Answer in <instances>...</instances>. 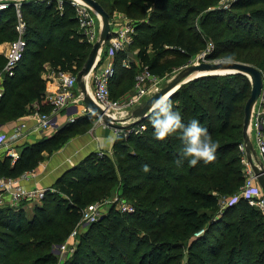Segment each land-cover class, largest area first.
<instances>
[{
    "label": "trees",
    "instance_id": "16d2710c",
    "mask_svg": "<svg viewBox=\"0 0 264 264\" xmlns=\"http://www.w3.org/2000/svg\"><path fill=\"white\" fill-rule=\"evenodd\" d=\"M96 1L111 16L119 11L137 22L129 49H137L136 60L153 75L160 77L189 62L209 43V61L231 57L264 71V0H234L216 9L220 0ZM21 11L27 47L15 75L4 81L0 125L30 114L36 102L49 113L45 66L78 75L92 49L70 0L23 1ZM16 25L10 3L0 10L1 38L16 40ZM126 57L123 51L114 58L113 99V86L124 94L140 71L134 62L130 69L122 67ZM4 64L0 60V70ZM250 93L251 83L243 74L207 75L182 85L170 98L185 124L197 119L208 129L217 144L211 163L190 166L181 155L179 133L157 140L147 117L141 122L146 125L142 134L115 141V161L91 153L66 170L31 218L23 207H1L0 264H58L53 249L70 236L82 210L119 191L133 213L110 208L89 226L63 264H264V216L243 198L221 205L222 197L239 194L245 184L243 125L238 119ZM93 118L88 112L49 138L19 143L14 163L0 158V176L18 178L36 170L45 153L60 149ZM178 159L183 160L179 166Z\"/></svg>",
    "mask_w": 264,
    "mask_h": 264
},
{
    "label": "built area",
    "instance_id": "2783aa9c",
    "mask_svg": "<svg viewBox=\"0 0 264 264\" xmlns=\"http://www.w3.org/2000/svg\"><path fill=\"white\" fill-rule=\"evenodd\" d=\"M71 5L75 9L76 18L79 23V28L86 37L87 41L93 46L99 39L96 34L95 19L101 20L99 15L86 3L81 0H70ZM15 7L17 17V39L10 42L6 52V61L3 68L0 70V99L4 95V81L6 78L15 75L20 61L23 59L27 42L25 40L26 22L23 18L21 7L22 1L16 0L11 3ZM10 2L1 3L0 10L7 9ZM62 3H60V8ZM112 38L102 48L97 64L90 75L86 78L87 90L93 101L101 107L106 113H109L116 120H120L123 124H128V113L134 106L139 105L145 98H149L159 91L158 84L160 82L159 76L153 75L148 67H141L137 60L124 58L121 66L130 69L134 62L140 67V71L135 77L134 88L136 94L125 99H113L111 96L110 82L116 73L115 55L118 52H123L132 44L134 27L124 26L118 30H111ZM103 53L105 61H102ZM200 58V57H199ZM44 76V75H43ZM53 78L57 82L54 92L46 94V102L51 106L49 113L42 112L40 105L34 103L35 111L21 117L8 124L0 125V148L8 146V144L24 143L34 139L39 134L44 133L49 129L57 126V115L61 110L67 113L77 115V108L82 105L87 112L90 110L85 107L83 98L80 93H76L77 75L70 72H54L51 71L47 76H44L46 82ZM91 80V84L89 81ZM98 121L105 125L101 117H97ZM72 120V119H71ZM33 121V125L29 122ZM146 125L139 123L135 126L129 127L125 130H115L120 137L128 138L131 135H139L144 132ZM249 135L256 151L257 159L263 163L264 166V81L263 88L259 99L255 103L249 127ZM240 151L244 154L243 164L246 166L244 173L246 176L245 184L240 193L230 198L231 200L222 202L221 205L225 208L238 199L243 198L247 201L249 206L256 208L264 216V191L257 182L251 165L249 164L244 144L240 146ZM7 155L11 156L14 161L18 159V155L14 148H9ZM35 176V171L26 172L18 178H8L0 176V208L8 206L13 210H18L23 201L33 203L41 201L45 193L51 188L41 189L37 187L26 188L22 185V181L30 180ZM53 191V190H52ZM107 201L99 202L98 204H90L82 210L80 222L71 232L67 241L63 244L55 246L59 253H63L67 245L74 243L75 237L78 235V230L81 227H89L96 223L105 214V209H99L100 206L105 205ZM126 212H132V208H123ZM56 254V251L54 252ZM57 255V254H56Z\"/></svg>",
    "mask_w": 264,
    "mask_h": 264
},
{
    "label": "water",
    "instance_id": "95a60500",
    "mask_svg": "<svg viewBox=\"0 0 264 264\" xmlns=\"http://www.w3.org/2000/svg\"><path fill=\"white\" fill-rule=\"evenodd\" d=\"M16 1V0H13ZM11 1V3H13ZM24 1V0H21ZM90 6L101 18L102 27L99 39L94 43L90 54L77 75V84L80 89V93L83 98L85 107L90 110L95 117H101L103 123L110 129L125 130L129 127L135 126L148 117L149 109L152 102L158 99L160 96L167 93H171L170 98L181 88L182 85L207 75H221V74H243L250 78L251 93L245 104L244 108V123H243V138L246 157L251 165L257 182L264 191V166L263 163L257 159L256 151L249 135V127L252 116V110L260 97L263 88V75L257 68L240 62L226 63L225 61H209L205 55L204 59L199 60L198 63L192 64L184 68L180 73L172 79L164 88L148 98L144 104L138 106L132 113V117L135 121L123 124L120 120H116L109 113H106L101 107H99L93 99L90 97L86 78L90 75L95 68L99 54L109 40L112 38L111 31V15L101 6L96 0H81ZM201 59V57H200Z\"/></svg>",
    "mask_w": 264,
    "mask_h": 264
},
{
    "label": "rangeland",
    "instance_id": "374dc122",
    "mask_svg": "<svg viewBox=\"0 0 264 264\" xmlns=\"http://www.w3.org/2000/svg\"><path fill=\"white\" fill-rule=\"evenodd\" d=\"M13 0H0V4L1 3H8ZM24 1H30V0H24ZM32 1V0H31ZM34 1V0H33ZM56 1H62V0H56ZM231 1H234V0H220V2L218 3V6H215L213 7V9H216V8H220V6L226 8V4H229V2ZM23 2V1H22ZM212 9V8H211ZM199 16H197L195 18L196 20V24H198V20H199ZM8 19V17L6 18ZM5 19V20H6ZM110 23H111V30H118L120 29V27H123L128 25V26H133L134 29H135V26H136V21H134L133 19H131L130 17L126 16L125 13H122V12H119V11H115L113 12L112 16H111V20H110ZM95 27H96V34H97V38H99L100 36V32H101V27H102V22L100 19L96 18L95 19ZM135 33V31H134ZM135 35V34H134ZM134 35L132 36L133 37V42H134ZM10 42H12V38L10 39H6V38H1L0 36V60H5L6 61V52L8 50V46L10 44ZM132 42V43H133ZM130 45L126 48V53H127V57L126 58H129L131 60H136V53H137V49L136 48H132V49H129ZM212 49V45L209 43L207 45L206 48H204L202 50V52L194 57L191 58V60H189V62H182L180 63L178 66H176L175 68H173L170 72L162 75L159 77V84H158V87H159V90H161L162 88H164L170 81H172V79H174V77H176L180 71H182L184 68H186L187 66L189 65H192V64H195V63H198L199 60H202L204 59L205 55L207 53L210 52V50ZM102 55V53L100 54V56ZM105 55L103 53V56H102V61H105ZM201 57V59L199 58ZM216 61H226V59H219V60H216ZM179 63V62H178ZM44 72H43V75L44 76H47L48 73L50 72V68L49 66H45L44 68ZM262 75H263V81H264V71L262 72ZM224 75H231V74H221L220 76H224ZM247 77V76H246ZM248 80L250 81V78L247 77ZM89 84H91V80L89 81ZM116 85V83L114 84ZM76 93L78 95H80V89L79 87H77V90H76ZM136 94V90L134 88V86H130L126 89V91L123 93L120 92V89L119 88H116V86H113V95H114V98L115 99H125V98H128L130 96H133ZM150 98V97H149ZM148 98H145L143 100V102H141L139 105H136L134 106L132 109H130L129 113H128V122H133L135 121V119L132 117V113L133 111L140 105L144 104L145 101L147 100ZM32 106L30 107V111L33 112L35 111V108H34V104H31ZM84 107L82 105H80L78 108H77V112L76 114L77 115H74V111H71L72 114H70L69 117L66 116V118H64L65 120L64 121H60V123L58 124L57 122V126L55 128H57L55 131L57 132V130L62 127L63 125H65L67 122H73L76 118L78 117H82L83 115H86L88 114L87 110L83 109ZM243 109H244V105L242 107V118L239 117L238 121L242 123L243 125V119H244V113H243ZM64 113H66V111L64 110L63 111ZM62 112V113H63ZM78 116V117H77ZM76 117V118H75ZM72 119V120H71ZM100 127H103V128H108L106 125H102L101 122L98 121V118L95 117L91 120V123L90 125L87 126L86 130H84L83 132L75 135L74 137H72L65 145H63L60 149L58 150H54L52 153L48 154V153H45V159L43 160L42 163L52 159L54 156H56L58 154V152L60 150H62L66 145H68L69 143L71 142H76L77 140H79V138H84V137H87L89 138V136H91L93 134V132L96 130V128H100ZM109 129V128H108ZM112 132L115 133L114 130L111 129ZM55 132V133H56ZM54 133V134H55ZM91 134V135H89ZM53 136V135H52ZM41 137H44L43 135L39 134L37 137H35L34 139H31L30 141H34L36 139H39ZM46 137V136H45ZM51 137V136H49ZM48 137V138H49ZM121 139V137H120ZM10 147H14V144H8V146L4 147L3 149L0 150V158H4V157H8L10 160H11V163H13L14 159L11 157V156H8L7 155V151L9 150ZM16 153L17 155L19 156V150H18V147H16ZM49 149V148H48ZM131 151H134L133 150V146H131L130 144V148ZM98 155L101 156V157H109V159L115 161L116 160V153L113 151V146L107 150H104L101 148V150H99L98 152ZM108 155V156H106ZM244 166V169L246 168V166L243 164ZM50 188V187H49ZM121 195V192L119 191L118 193H116L112 198H108L106 201L107 203L105 205H102L99 207V209H105V213H107V211L111 208H114L116 211H118L120 214L122 213H127L126 211L123 210V208H132L131 205L129 204V202L124 199L123 197L120 196ZM233 196L235 195H232V196H229V197H222L221 198V201L223 202L225 199L226 201H229L231 200L230 198H232ZM41 201H35L31 204V206L28 205L27 202H24L22 203L21 207H23L26 211L28 212H25L27 213L28 216H30L29 214H31V211H34L35 209V206L37 204H39ZM99 202H95L93 204H98ZM29 206V207H27ZM31 209V210H30ZM24 210V211H25ZM134 210H132L131 213H133ZM89 227H81L79 228L78 230V235L75 237L74 239V243L72 244H69L67 245V248L66 250L63 252V253H59L60 251H57V249L55 248V251H56V254L58 256V264H63L64 263V260L67 259V258H70V256L73 254V252L79 248V245L81 243V236L88 230ZM68 239V238H67ZM67 241V240H66ZM54 251V252H55Z\"/></svg>",
    "mask_w": 264,
    "mask_h": 264
},
{
    "label": "clouds",
    "instance_id": "9594fccd",
    "mask_svg": "<svg viewBox=\"0 0 264 264\" xmlns=\"http://www.w3.org/2000/svg\"><path fill=\"white\" fill-rule=\"evenodd\" d=\"M226 63L233 62L228 57ZM171 93L160 96L155 99L149 109L148 119L154 130V138L165 140L167 137L179 133V138L183 143L182 157L188 159L190 166H196L198 162L203 161L205 164L215 161L217 144L212 140L206 127L201 126L197 119H192L188 124L183 122L179 111L173 110V104L170 99ZM120 139L118 133H113L107 138V144H112ZM183 160L176 161L179 166ZM144 172H149L147 164L142 166Z\"/></svg>",
    "mask_w": 264,
    "mask_h": 264
},
{
    "label": "crops",
    "instance_id": "0c3cea01",
    "mask_svg": "<svg viewBox=\"0 0 264 264\" xmlns=\"http://www.w3.org/2000/svg\"><path fill=\"white\" fill-rule=\"evenodd\" d=\"M56 86H57V82L53 78H51L47 82L46 94H51L52 92H54ZM63 111L64 110H61L57 115L58 124L60 123L61 120L64 121L65 120L64 118H66V116L67 117L70 116V114L67 113V111L66 113H64ZM33 124H34L33 121L29 122V125H33ZM56 129L57 128L49 129L44 133H42L41 135H43L44 137L52 136L56 132L55 131ZM113 133L114 132H112L110 128L108 129V128L100 127V128H96V130L93 132L92 135L89 134L91 135L89 136V138L87 137L79 138V140H77L76 142L69 143L62 150H60L58 154L54 156L52 159L44 163H41L38 166V168L34 170L35 176L32 177L30 180L22 181V185L26 188L37 187L41 189H46L52 187V185L66 170L80 163L87 155L91 153H98L99 150H101V148L107 150L112 146H114L115 142L112 144H107V138L111 136ZM18 144L19 143L15 144L14 147H10V148H14V150L16 151L17 150L16 147ZM3 148H0V150ZM24 202L26 201H23L22 203ZM31 204L32 203H28L29 206H31ZM7 205L9 206L10 204L7 203ZM25 212L28 211L25 210ZM29 215L30 216L27 215V217L31 218L33 215V211H31V214Z\"/></svg>",
    "mask_w": 264,
    "mask_h": 264
}]
</instances>
